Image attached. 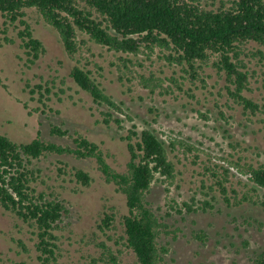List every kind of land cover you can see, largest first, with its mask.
I'll use <instances>...</instances> for the list:
<instances>
[{
    "label": "rangeland",
    "instance_id": "rangeland-1",
    "mask_svg": "<svg viewBox=\"0 0 264 264\" xmlns=\"http://www.w3.org/2000/svg\"><path fill=\"white\" fill-rule=\"evenodd\" d=\"M220 1L231 5V0H216L215 5ZM201 2L210 5L212 0ZM25 20L45 52L36 60L26 54L17 37L22 26L17 29L12 26L7 31V37L14 43L1 40V134L26 143L39 132L44 140L73 145L72 137L79 133L111 152L115 158L110 164L122 172L129 154L120 136L126 135L132 127L139 132L147 128L166 143L176 170L171 183L155 181L147 197L173 231L179 230L175 240L174 235L163 237L170 242L166 264H249L256 253L264 250V210L261 207L250 203L228 207L216 191L205 196L208 190L202 189V180L205 185L212 184L207 181L209 174L204 175V168L223 165L231 167V174L235 176L230 180L241 195L249 192L255 199L250 190L252 184L234 164L239 158L241 165L245 161L264 163V115L253 116L233 102L226 90L225 77L212 65L215 57L201 64L197 70L199 78L192 82L181 66L169 64L157 48L143 47L136 55H121L87 42L70 57L58 32L34 11L29 10ZM82 38L87 40L86 36ZM244 48L240 58L245 63L249 91L243 94L262 105L264 48L254 43ZM123 58L131 62H123ZM76 65L89 69L104 92L121 105L123 112L113 113L122 120V129L100 123L101 111L106 108L95 105L90 95L74 83L70 72ZM37 85L43 87L42 91L49 89L45 96L49 98L47 108L39 104ZM54 126L66 130L67 135H51ZM170 143L174 144L173 149ZM60 163L88 171L93 182L89 187L81 186L69 173L58 171L64 168ZM33 167L39 170V180L43 181L39 182L38 189L57 193L68 209L62 230L58 232V258L51 264H90L92 257H100L102 249L98 245L101 242L119 256L122 264H133V253L121 239L123 229L119 217L127 211L124 197L104 181L92 162L49 155L34 160ZM257 194L262 197L263 191ZM205 201L212 205V209L206 208L205 212L200 209L188 213L183 208L181 214H177L170 210V205L181 206L184 202L196 210L203 208ZM111 208L118 213L113 222L116 228L104 236L98 225L103 213H110ZM200 231L207 236L204 243L194 237ZM34 239L31 229L0 209V264H42L37 259Z\"/></svg>",
    "mask_w": 264,
    "mask_h": 264
},
{
    "label": "trees",
    "instance_id": "trees-1",
    "mask_svg": "<svg viewBox=\"0 0 264 264\" xmlns=\"http://www.w3.org/2000/svg\"><path fill=\"white\" fill-rule=\"evenodd\" d=\"M215 1L206 5L201 0H0V42L14 43L7 37V31L12 26L16 29L22 26L17 37L26 54L34 60L44 54L42 42L34 37V30L25 20L28 11L32 10L58 32L70 57L87 42L121 55H136L143 47L149 50L157 48L169 64L181 66L192 82L199 78L197 70L201 64L215 57L212 65L218 74L222 73L225 77L228 83L226 90L233 102L253 116L257 113L264 115V104L259 105L243 94L249 88L245 63L240 58L244 47L250 43L264 48V0H231L230 6L223 1L216 6ZM257 51L262 55L260 50ZM122 60L131 62L125 58ZM70 77L90 95L95 105L106 108L101 111L100 123L123 128L122 120L113 113L123 112L121 105L104 92L89 69L76 65ZM36 88L39 104L47 108L49 98L45 96L49 89L42 91L41 85ZM177 88L181 90V87ZM24 108L27 109V104ZM50 133L67 135V131L58 126L52 127ZM75 135L72 137L73 145H58L41 138L39 132L26 143H18L0 133V209L31 229L38 261L42 264L56 263L58 232L62 230L68 209L57 193L38 189L39 182L43 181L39 180V170L33 167V161L49 155L88 160L104 181L113 185L115 191L124 197L127 211L119 217L123 229L121 239L133 253V264H166L170 242L164 241L163 237L174 235L172 239L175 240L179 230L173 231V227L165 222L147 199L155 181L171 183L176 177L166 143L147 128L140 132L135 127L128 129L126 135L119 138L126 144L129 154L124 171L120 172L109 162L115 158L111 152L82 134ZM169 147L173 149L174 144L170 143ZM241 160L239 158L234 166L252 184L250 190L255 199L249 192L241 195L235 188L230 180L231 176H235L231 174V167L217 164L204 168V175L209 174L207 181H212V184L205 185L202 180V189L208 190L205 196L216 191L228 207L250 203L264 210V163L245 161L241 165ZM60 164L64 168L58 171L69 173L81 186L89 187L93 182L88 171ZM259 190L263 191L262 197L257 194ZM183 208L188 213L200 209L205 212L206 208L212 209V205L205 201L203 208L196 210L185 202L181 206L170 205V210L177 214H181ZM113 210L104 212L98 225L104 236L116 228L113 222L118 213ZM252 221L258 224L256 219ZM194 237L203 243L207 238L204 231ZM18 243L25 249L22 241ZM98 246L102 249L101 255L92 257L90 264H122L119 256L104 242ZM249 264H264V250L256 253Z\"/></svg>",
    "mask_w": 264,
    "mask_h": 264
}]
</instances>
